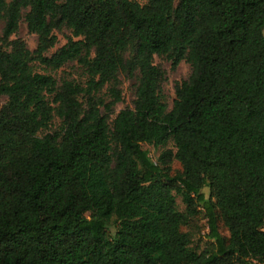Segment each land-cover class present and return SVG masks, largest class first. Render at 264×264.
<instances>
[{
  "label": "trees",
  "instance_id": "obj_1",
  "mask_svg": "<svg viewBox=\"0 0 264 264\" xmlns=\"http://www.w3.org/2000/svg\"><path fill=\"white\" fill-rule=\"evenodd\" d=\"M26 9L33 51L12 38ZM156 55L192 65L170 110ZM74 60L86 86L33 66ZM121 73H138L136 99L112 119ZM2 96L0 264H264V0H0ZM169 141L164 166L143 148ZM199 206L201 250L182 229Z\"/></svg>",
  "mask_w": 264,
  "mask_h": 264
},
{
  "label": "rangeland",
  "instance_id": "obj_2",
  "mask_svg": "<svg viewBox=\"0 0 264 264\" xmlns=\"http://www.w3.org/2000/svg\"><path fill=\"white\" fill-rule=\"evenodd\" d=\"M141 4L147 3L149 0H137ZM28 12V9L24 10L23 18L20 21V26L18 31L12 36V38L23 39L30 50H35L38 46L39 38L36 33H31L29 31L27 22L25 20V14ZM55 33L58 36V42L54 48L50 49L48 55H52L62 46H64L71 37H73L72 30L68 26H63L61 29H56ZM155 64L161 67L164 72L163 78L160 83V95L162 99L166 102L168 109H172L174 101L176 99L175 85L177 83H182L185 80H188L192 73V65L187 61L183 60L181 63L173 68L172 61L165 55H156ZM33 66L36 72L48 74L53 76L58 86H61L64 81H72L81 86H86L89 79V74L86 67L80 63L78 60L70 61L64 66L58 69L50 68L44 64H40L38 61L33 62ZM138 73L134 77H130L125 73L120 74L121 79V89L123 92V100L117 103L114 107V113L112 119L123 109L133 108L134 100L136 99V87L138 84ZM100 96L104 97L107 101L110 100V97L107 95V88L105 87L100 93ZM81 101H85L84 97H80ZM7 101L6 96H2L0 100V107ZM62 126V120L56 115L52 120L50 127L44 130V133H53L59 131ZM143 148L149 152V156L153 161H156L159 165L161 160L159 159L161 154L165 150H172L173 153L176 152V147L173 141H169L166 145L156 147L152 144H144ZM164 166L163 164H161ZM171 174L177 175L183 172V166L175 157L170 162ZM204 193L207 197L210 195V189L204 188ZM178 207L181 211L186 212V204L183 201L182 195L176 193ZM200 212L194 217H189L187 225L182 227L183 230L188 231L192 235L193 246L198 247L200 250L205 248L209 243L212 242L210 237V226L209 219L204 214L202 207H198ZM116 225H112L109 229V232L115 233ZM219 231L227 236L229 234L228 229L224 224L219 221ZM253 264H256L253 262Z\"/></svg>",
  "mask_w": 264,
  "mask_h": 264
}]
</instances>
